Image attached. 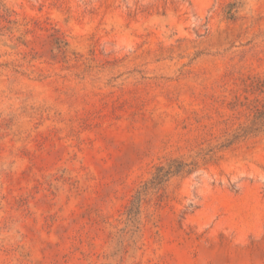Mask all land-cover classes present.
I'll list each match as a JSON object with an SVG mask.
<instances>
[{
  "label": "rangeland",
  "instance_id": "1",
  "mask_svg": "<svg viewBox=\"0 0 264 264\" xmlns=\"http://www.w3.org/2000/svg\"><path fill=\"white\" fill-rule=\"evenodd\" d=\"M0 264H264V0H0Z\"/></svg>",
  "mask_w": 264,
  "mask_h": 264
},
{
  "label": "trees",
  "instance_id": "2",
  "mask_svg": "<svg viewBox=\"0 0 264 264\" xmlns=\"http://www.w3.org/2000/svg\"><path fill=\"white\" fill-rule=\"evenodd\" d=\"M165 168L164 167H159L158 168V174H157V176L155 177V180L158 182V183H162L164 180H165V178L166 177H168V175L171 173V171L170 170H165Z\"/></svg>",
  "mask_w": 264,
  "mask_h": 264
}]
</instances>
